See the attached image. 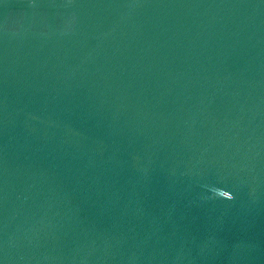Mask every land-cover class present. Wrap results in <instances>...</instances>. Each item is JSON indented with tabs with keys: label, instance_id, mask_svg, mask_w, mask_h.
I'll return each mask as SVG.
<instances>
[{
	"label": "water",
	"instance_id": "obj_1",
	"mask_svg": "<svg viewBox=\"0 0 264 264\" xmlns=\"http://www.w3.org/2000/svg\"><path fill=\"white\" fill-rule=\"evenodd\" d=\"M0 264H264V0H0Z\"/></svg>",
	"mask_w": 264,
	"mask_h": 264
}]
</instances>
